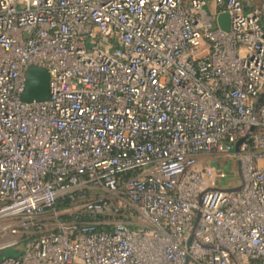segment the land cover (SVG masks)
<instances>
[{
  "label": "built area",
  "instance_id": "1",
  "mask_svg": "<svg viewBox=\"0 0 264 264\" xmlns=\"http://www.w3.org/2000/svg\"><path fill=\"white\" fill-rule=\"evenodd\" d=\"M0 264H264V0H0Z\"/></svg>",
  "mask_w": 264,
  "mask_h": 264
},
{
  "label": "water",
  "instance_id": "2",
  "mask_svg": "<svg viewBox=\"0 0 264 264\" xmlns=\"http://www.w3.org/2000/svg\"><path fill=\"white\" fill-rule=\"evenodd\" d=\"M217 23L224 30L230 28V15L228 12H221L217 15ZM50 72L46 68L31 66L27 72L25 88L22 99L25 101H40L49 98Z\"/></svg>",
  "mask_w": 264,
  "mask_h": 264
},
{
  "label": "rangeland",
  "instance_id": "3",
  "mask_svg": "<svg viewBox=\"0 0 264 264\" xmlns=\"http://www.w3.org/2000/svg\"><path fill=\"white\" fill-rule=\"evenodd\" d=\"M226 165V164H225ZM227 167V166H226ZM232 176V175H231ZM11 251V249H8L6 252H10Z\"/></svg>",
  "mask_w": 264,
  "mask_h": 264
},
{
  "label": "trees",
  "instance_id": "4",
  "mask_svg": "<svg viewBox=\"0 0 264 264\" xmlns=\"http://www.w3.org/2000/svg\"><path fill=\"white\" fill-rule=\"evenodd\" d=\"M66 204L64 203V204H62L61 206H65Z\"/></svg>",
  "mask_w": 264,
  "mask_h": 264
}]
</instances>
